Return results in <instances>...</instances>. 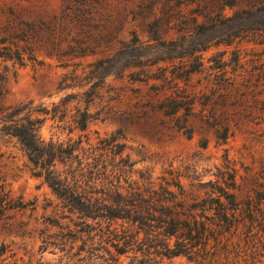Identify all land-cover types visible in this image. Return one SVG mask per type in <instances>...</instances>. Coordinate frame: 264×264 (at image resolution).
Instances as JSON below:
<instances>
[{"label":"rangeland","instance_id":"1","mask_svg":"<svg viewBox=\"0 0 264 264\" xmlns=\"http://www.w3.org/2000/svg\"><path fill=\"white\" fill-rule=\"evenodd\" d=\"M0 83V106L47 111L37 114L45 141L76 143L90 162L129 158L123 193L178 179L191 202L224 185L229 164L236 198L261 197L257 222L214 220L198 264H264V0H0ZM118 130L121 154L94 149ZM34 171L0 132V264H107L89 256L90 240ZM5 194L25 208L7 209ZM127 227L117 219L109 229ZM156 232L117 243L126 252L116 264H193L157 255Z\"/></svg>","mask_w":264,"mask_h":264},{"label":"trees","instance_id":"2","mask_svg":"<svg viewBox=\"0 0 264 264\" xmlns=\"http://www.w3.org/2000/svg\"><path fill=\"white\" fill-rule=\"evenodd\" d=\"M2 88L0 83V97L4 94ZM46 112L33 108L30 101L0 106V132L17 139L35 169L34 175L43 178L69 212L64 217L69 218L75 233L86 234L90 240L89 256H95L107 264H116L119 255L126 252L117 243L129 246L137 241L141 230L146 235L157 231L156 235L164 236L157 245L154 242L155 247L159 246L154 251L157 255H183L188 261L198 264L202 258V249L198 246L205 244L211 236L214 220L219 227L234 228L239 224L253 225L257 222L254 206L261 197H248L245 200L236 198V171L229 164H225L218 174L224 185L219 182L209 184L207 196L191 202L179 199L183 193L178 179L161 184L158 190L141 189L135 182L129 183V188L123 193L118 182L120 177L131 172L129 158L120 157L117 163L90 162L83 155L87 149L76 143L45 141L40 136L44 118L37 114ZM81 123L83 128L84 118ZM225 137L224 133L223 139ZM121 138L122 134L118 130L110 138L101 139L94 149L101 153L121 154L124 149ZM171 185L178 192L171 190ZM5 196L7 209L14 206L25 208L26 204L14 205L11 199H7L8 195ZM211 211H214L212 216L208 215ZM117 219L129 223L122 233L109 229L110 224ZM103 223H106L105 227ZM172 235L176 239L171 245L169 238ZM93 244L98 247H93ZM107 245L116 246V255ZM93 250L102 253L98 255ZM3 253V249H0V255ZM74 255L78 256L79 253Z\"/></svg>","mask_w":264,"mask_h":264}]
</instances>
